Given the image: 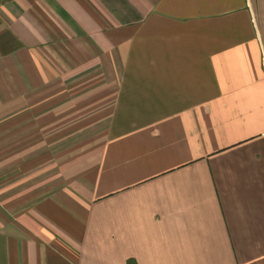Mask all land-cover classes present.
<instances>
[{"label": "crops", "instance_id": "crops-1", "mask_svg": "<svg viewBox=\"0 0 264 264\" xmlns=\"http://www.w3.org/2000/svg\"><path fill=\"white\" fill-rule=\"evenodd\" d=\"M0 264H264V0L0 1Z\"/></svg>", "mask_w": 264, "mask_h": 264}, {"label": "rangeland", "instance_id": "rangeland-1", "mask_svg": "<svg viewBox=\"0 0 264 264\" xmlns=\"http://www.w3.org/2000/svg\"><path fill=\"white\" fill-rule=\"evenodd\" d=\"M34 108L35 107H31L29 109V111H27L28 122L33 124V125H37L39 127L38 128L39 132L38 133H37V131L35 132V134L38 137H43L45 139L47 137L49 143L50 144L53 143L52 148H46L45 147L44 149L41 148V150H38V152L41 153V155H42L41 161H44V162L40 161V163L34 162V163L27 164V169L25 172L27 173V175L32 174L34 176V178L37 177V179L35 180V182H36V181L46 180L51 174H53L51 165H52V161H54V158L52 160V155L54 157H56L57 152H60L62 154V153H67L68 151L71 150L70 148H63V147H60L59 149L55 148V145H57V143L54 144L53 139H55V137H57V135L59 134L58 132L62 131V133H63L64 130H67V128L70 127V125L68 123H73L78 118H79V120L77 122H74L77 125H72L71 128L75 127V126H79L81 123L79 121L83 117H81L82 116L81 115V116H77L73 120L66 119L63 123L58 125L57 122L55 123V120L54 121L51 120V118H52L50 115L51 112H50V114L48 113V115H44V113L46 111H35ZM31 109H34V110L30 111ZM37 109H38V107H37ZM80 114H82V113H79L78 115H80ZM17 118H18V115L13 116V120H15ZM54 124H55V126H53ZM71 128H69V129H71ZM76 132H77L76 130L75 131H69V134L74 135V134H76ZM65 134H68V132H65ZM82 140H83L82 138H78L76 140V142L77 143L84 142V140L83 141ZM61 143H62V145L65 144L66 146L73 145V144L66 143V142H60L58 144H61ZM50 144H47V145H50ZM19 169L22 171V168H19ZM1 183H4V180H2ZM32 184H34V183H32Z\"/></svg>", "mask_w": 264, "mask_h": 264}, {"label": "water", "instance_id": "water-1", "mask_svg": "<svg viewBox=\"0 0 264 264\" xmlns=\"http://www.w3.org/2000/svg\"><path fill=\"white\" fill-rule=\"evenodd\" d=\"M0 1H3V0H0Z\"/></svg>", "mask_w": 264, "mask_h": 264}]
</instances>
